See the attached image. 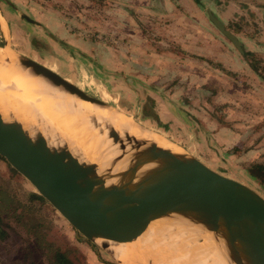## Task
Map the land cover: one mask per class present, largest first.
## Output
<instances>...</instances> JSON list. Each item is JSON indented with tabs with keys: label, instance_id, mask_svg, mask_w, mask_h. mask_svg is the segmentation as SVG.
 <instances>
[{
	"label": "water",
	"instance_id": "obj_1",
	"mask_svg": "<svg viewBox=\"0 0 264 264\" xmlns=\"http://www.w3.org/2000/svg\"><path fill=\"white\" fill-rule=\"evenodd\" d=\"M1 1L14 9L6 0ZM21 18L32 23L25 15ZM210 21L242 51L222 22L213 15ZM10 49L21 69L49 86L100 102ZM105 130L110 140L108 150L115 155L100 169L81 154H73L65 142L55 140L53 144L37 129L30 132L20 122L6 121L0 114V159L68 223L77 239L97 244L118 264L113 248L129 245L162 218L207 233L226 264H264L261 195L211 170L165 137L161 136L170 149L128 133L120 135L112 127Z\"/></svg>",
	"mask_w": 264,
	"mask_h": 264
},
{
	"label": "rangeland",
	"instance_id": "obj_2",
	"mask_svg": "<svg viewBox=\"0 0 264 264\" xmlns=\"http://www.w3.org/2000/svg\"><path fill=\"white\" fill-rule=\"evenodd\" d=\"M6 1L14 9L0 0V46L7 44L16 53L50 69L86 95L102 100L151 133L167 138L156 132L151 124L149 127L144 123L154 111L149 108L150 98L145 89L148 79L140 81L135 78L139 72L134 68L136 64L131 62L130 53L134 49L128 36L134 34L131 29L135 21L129 18L128 8L122 0ZM216 1L217 7L207 1L202 3L199 5L201 14H195L201 17V21L195 19L197 24H202L201 40L205 41L207 34L204 24L216 28L210 21L213 15L226 31L244 43V51L251 53V60L258 63L260 69L264 68V34L261 33L264 30V9H257L254 14L240 8V13L236 14L232 9L245 5L246 1L230 0L231 9L226 2L223 4L222 1L226 0ZM259 5L264 6L262 2ZM21 15L32 23L22 19ZM137 23L139 25L135 26L143 30L144 26L139 21ZM170 23L173 21H161L163 31L169 30V26L163 25ZM180 23L188 25V20ZM188 30L194 33L200 29H183L186 31L183 34L185 43L194 40L188 37ZM216 33L228 41L217 28ZM164 36L166 43L173 42L172 35L164 32ZM182 86L177 81H165L159 88L170 89L173 95ZM172 98L180 99V96ZM233 100L234 104L230 105L232 115L245 126L236 128L237 134L246 139L233 149L236 154H244L257 145V126L261 123L257 120L259 112L244 95L235 96ZM187 106L185 111L192 115L190 104ZM247 134H250L249 139ZM251 188L264 198L262 184H251ZM3 192L27 208L19 210L21 218L16 219L11 216V211L1 208L7 204L0 198L3 212L0 213V264H49L45 254L47 245L60 250L72 264H118L97 244L77 239L73 229L48 203L31 201L33 195H37L34 188L0 159V197Z\"/></svg>",
	"mask_w": 264,
	"mask_h": 264
},
{
	"label": "crops",
	"instance_id": "obj_3",
	"mask_svg": "<svg viewBox=\"0 0 264 264\" xmlns=\"http://www.w3.org/2000/svg\"><path fill=\"white\" fill-rule=\"evenodd\" d=\"M206 1L218 6L216 0H122L129 18L135 21L131 29L134 34L128 35L134 49L130 53L131 62L139 72L135 78L148 79L145 89L150 98L149 108L154 111L144 123L151 124L156 132L211 170L251 188V184L261 183L250 176L248 169L253 163L264 165V81L243 55V42L238 41L242 49L239 52L208 24L203 25L207 34L205 41L201 40L202 24L196 23L201 17L195 14H201L199 5ZM244 1L245 5L232 9V13L239 14L240 8L254 14L257 9H264L259 5L260 2L264 4V0ZM222 2L231 9L230 0ZM165 20L173 23L163 25L169 26V30L163 31L161 21ZM185 20L188 25L180 23ZM137 21L144 26L143 30L135 26L139 25ZM5 26L8 29L7 24ZM186 27L200 29L194 33L188 30V37L194 40L187 43L183 38ZM164 32L173 36L172 43L165 42ZM261 33L264 34V30ZM165 81H177L183 84L182 89H174L176 93L172 95L170 89L159 88ZM243 95L248 97V103L256 105L257 120L261 123L257 126V145L244 154H236L233 147L246 140L244 135L237 134L236 128L245 126L232 115L230 105L234 104L235 96ZM174 96L180 99L172 98ZM187 104L192 108V115L185 111Z\"/></svg>",
	"mask_w": 264,
	"mask_h": 264
},
{
	"label": "bare ground",
	"instance_id": "obj_4",
	"mask_svg": "<svg viewBox=\"0 0 264 264\" xmlns=\"http://www.w3.org/2000/svg\"><path fill=\"white\" fill-rule=\"evenodd\" d=\"M108 106L102 100H83L49 86L21 69L8 46L0 48V114L4 120H16L30 132L37 129L53 144L55 140L65 142L73 154H81L100 169L115 155L108 150L105 127L170 149L165 139ZM113 252L120 264H226L207 233L167 218L153 221L140 237L114 247Z\"/></svg>",
	"mask_w": 264,
	"mask_h": 264
},
{
	"label": "trees",
	"instance_id": "obj_5",
	"mask_svg": "<svg viewBox=\"0 0 264 264\" xmlns=\"http://www.w3.org/2000/svg\"><path fill=\"white\" fill-rule=\"evenodd\" d=\"M243 53H244L243 55L248 60H250V64H249L250 67L255 72L258 71L259 72V76L264 81V68L262 67L260 69V65L258 63H256V62L251 60V57H252L251 53L245 52V51ZM248 173L250 174V176L252 178L257 179L264 186V165L253 164L248 169ZM0 198L4 199L6 201V204H7V205H5L3 207L1 206V208L3 210L11 211L12 212L11 216L16 218V219L21 218L20 215L18 214V211L21 210V209L24 210L25 208H27V206L25 204H23L20 201H15V199L13 197L7 196L6 193H4V195L1 196ZM31 201H34L36 203H41V204L45 202L44 199H42L38 195H33V199ZM0 213L3 214V212H1V209H0ZM45 254H46V258L48 259V263L49 264H72V262L65 256V254H63L60 250L53 248V246H51V245L50 246L47 245V251H46Z\"/></svg>",
	"mask_w": 264,
	"mask_h": 264
}]
</instances>
